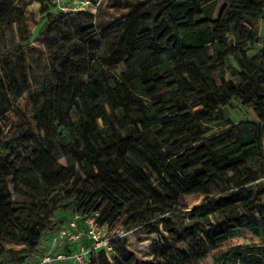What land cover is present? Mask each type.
I'll use <instances>...</instances> for the list:
<instances>
[{"label": "trees", "instance_id": "16d2710c", "mask_svg": "<svg viewBox=\"0 0 264 264\" xmlns=\"http://www.w3.org/2000/svg\"><path fill=\"white\" fill-rule=\"evenodd\" d=\"M16 1L0 0V264L35 262L61 212L160 236L151 258L114 239L109 264H264V0L155 15V0H106L129 14L98 32L78 13L80 42L41 85ZM235 102L250 119L234 122Z\"/></svg>", "mask_w": 264, "mask_h": 264}, {"label": "rangeland", "instance_id": "374dc122", "mask_svg": "<svg viewBox=\"0 0 264 264\" xmlns=\"http://www.w3.org/2000/svg\"><path fill=\"white\" fill-rule=\"evenodd\" d=\"M71 1L74 2L75 0ZM169 1L171 0H155L154 4L149 6L148 10L155 15ZM232 1L233 0H220V3L221 5L226 2L230 4ZM16 4L19 6H25L26 8L29 30L32 34V42L27 45L26 52L32 69L34 83L41 85L54 78L53 69L60 66L59 59L61 57H72L71 55L74 53L72 45L73 43L80 42L79 30L89 21V19L86 15L79 16L78 13L80 12L64 15L54 7L51 9V12L53 13L52 18H48V14H42L41 4L33 0H17ZM91 11H94L93 7L87 8L84 13L94 16V25L98 32L129 14L128 10H117L111 8L107 2L103 3L100 7H96L93 14ZM259 33L261 43L257 44L255 49H261L264 47V19L259 22ZM231 114L235 123L251 118L248 109L243 107L238 102H235L231 108ZM221 130L222 129H216L215 132H219ZM204 198L205 197L202 195H192L186 197L185 201L188 207L191 208L200 204ZM58 218L64 219L68 222L70 215L61 212L58 215ZM124 222L125 220H122L117 227L114 228V230H109L110 235H113L117 229L123 228ZM55 233L51 235H54ZM127 233V236L122 239L126 241L128 247L139 253L142 257L151 258L150 247L153 242L160 238V236L157 234H144L142 233L140 227H137L133 229V231ZM232 236L234 238H241V233L233 231ZM5 246L8 249L23 248V246L11 244H7ZM99 260L100 264L110 263L109 259H103L102 257ZM7 261L8 255L6 254L4 256L3 263L6 264Z\"/></svg>", "mask_w": 264, "mask_h": 264}, {"label": "built area", "instance_id": "2783aa9c", "mask_svg": "<svg viewBox=\"0 0 264 264\" xmlns=\"http://www.w3.org/2000/svg\"><path fill=\"white\" fill-rule=\"evenodd\" d=\"M64 15L86 11L89 7H100L106 0H52ZM98 212L74 215L54 235H47L44 253L32 264H91V257L100 252L112 259L115 253L112 241L127 236L124 229L110 235L109 226H102ZM109 234V235H108Z\"/></svg>", "mask_w": 264, "mask_h": 264}, {"label": "crops", "instance_id": "0c3cea01", "mask_svg": "<svg viewBox=\"0 0 264 264\" xmlns=\"http://www.w3.org/2000/svg\"><path fill=\"white\" fill-rule=\"evenodd\" d=\"M37 3H38V2H37ZM20 7L24 8V9H25V11H26V8H25V6H20Z\"/></svg>", "mask_w": 264, "mask_h": 264}, {"label": "bare ground", "instance_id": "6f19581e", "mask_svg": "<svg viewBox=\"0 0 264 264\" xmlns=\"http://www.w3.org/2000/svg\"><path fill=\"white\" fill-rule=\"evenodd\" d=\"M201 195V194H200ZM194 200V199H193ZM239 232V231H238Z\"/></svg>", "mask_w": 264, "mask_h": 264}]
</instances>
